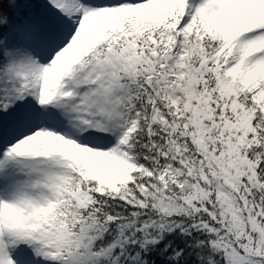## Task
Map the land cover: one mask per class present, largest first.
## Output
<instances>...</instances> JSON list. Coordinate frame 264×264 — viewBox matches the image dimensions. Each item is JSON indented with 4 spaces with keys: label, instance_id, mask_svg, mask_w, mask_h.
<instances>
[{
    "label": "snow or ice",
    "instance_id": "6c2138e0",
    "mask_svg": "<svg viewBox=\"0 0 264 264\" xmlns=\"http://www.w3.org/2000/svg\"><path fill=\"white\" fill-rule=\"evenodd\" d=\"M0 264H264V0H0Z\"/></svg>",
    "mask_w": 264,
    "mask_h": 264
}]
</instances>
